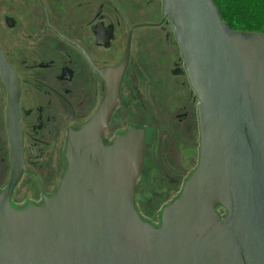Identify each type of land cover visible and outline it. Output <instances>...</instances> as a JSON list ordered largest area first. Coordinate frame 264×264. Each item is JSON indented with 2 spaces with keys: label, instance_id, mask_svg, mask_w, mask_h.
<instances>
[{
  "label": "water",
  "instance_id": "95a60500",
  "mask_svg": "<svg viewBox=\"0 0 264 264\" xmlns=\"http://www.w3.org/2000/svg\"><path fill=\"white\" fill-rule=\"evenodd\" d=\"M162 21L199 100L201 145L160 226L136 208L145 134L130 130L105 144L109 102L70 131L56 194L41 205L10 204L25 166L21 89L0 49L11 148L0 264H264V33L233 29L214 0H163Z\"/></svg>",
  "mask_w": 264,
  "mask_h": 264
},
{
  "label": "flooded vegetation",
  "instance_id": "af4514ba",
  "mask_svg": "<svg viewBox=\"0 0 264 264\" xmlns=\"http://www.w3.org/2000/svg\"><path fill=\"white\" fill-rule=\"evenodd\" d=\"M1 1L0 49L20 84L19 118L25 164L10 204L15 208L41 205L56 194L65 170L70 131L91 120L108 102L112 110L103 133L105 144L130 130L145 134L144 164L136 190L142 179L147 180L145 183L151 189V168L155 166V159L151 165V147L164 127L165 132L175 129V137L169 136L172 147L168 142L165 145L170 158L174 160L176 154L169 150L176 151L180 146L182 160L188 166L180 173L163 174L159 169L164 177L156 178L182 191L199 163V100L190 84L179 43L176 38H169V32L166 31L165 39L169 46L161 50L162 56L167 51L172 55L171 68L165 77L157 74L159 66L151 62V39L145 36L144 29L169 25L162 20L151 22V0L146 1V8L138 0ZM144 10L148 13L147 20H137ZM159 46L162 48L161 43ZM168 66L165 63L162 70ZM0 80L6 94V138L4 144L0 143V151L4 153L1 161L8 157L10 170L9 181L0 190L1 194L11 178V148L6 120L9 87L1 76ZM171 82H179L177 89L185 91L187 102L175 103L172 107L175 121L171 120V126L168 121L166 126L162 123V113H156L160 103L155 89L167 88ZM52 150L60 155L56 182L53 175L46 178L42 173L50 162ZM22 181L33 188L36 182L38 188L33 198L20 203L16 195ZM148 204L151 205V199Z\"/></svg>",
  "mask_w": 264,
  "mask_h": 264
},
{
  "label": "rangeland",
  "instance_id": "374dc122",
  "mask_svg": "<svg viewBox=\"0 0 264 264\" xmlns=\"http://www.w3.org/2000/svg\"><path fill=\"white\" fill-rule=\"evenodd\" d=\"M147 0H138V2L144 7L147 5ZM2 1L0 0V10H1ZM162 7H163V0H151V22L154 23H160L162 20ZM146 8V7H145ZM137 20H147L146 15L147 12L140 11ZM165 26V28H164ZM151 30H145V36L147 38L151 39V62L153 64H156L158 69L156 70L157 74L161 77H165L166 73L171 68V63L169 61L172 60V55H170L167 51L165 55H161V50L165 49L166 45L169 46V42H167L166 39V31L170 33L169 38L173 40L175 38L174 32L170 25H163V27H157V26H151ZM233 29H239L240 28H233ZM165 30V31H164ZM248 32H259L257 31H249L244 30ZM261 33V32H260ZM160 43L162 44V48H160ZM165 47V48H163ZM170 63L167 69H163L164 64ZM162 71V72H161ZM3 83L0 80V143L4 144L5 138H6V132L4 128V109H5V99L6 94L4 89L2 88ZM181 87V85H180ZM179 88V82H171L167 88L162 87V89H155L156 91V98L158 99L160 105H157V114L160 112L162 113V123H164L166 126H171L173 122L171 120H174L173 113L175 111L173 110V106H175V103L178 101L181 103L187 102V96L185 94V91ZM161 109L159 110V108ZM168 121H170L169 125H167ZM175 121V120H174ZM166 122V123H165ZM175 129L170 128L169 131L164 130V127L162 129L160 128L159 134L156 136V141L154 147H151V165L152 162L155 159V166L151 168V189L148 188V183H145L147 180L142 179L140 184L137 187V190L135 191V200H136V208L140 215L143 217L144 220L152 223L155 226H160L161 224V213L167 205H169L176 197L180 195L181 189L171 188L169 184H166V180L160 179L158 180L156 177H164V172H181L182 170H185V168L188 166L183 162L182 160V154L183 149L180 150L178 146V150L173 151L172 149L169 150L173 153H175V159L172 160L170 158V155L168 154L167 142L172 147L171 142L173 140H169V136H174L175 132H173ZM167 136H165V134ZM175 137V136H174ZM177 138V137H176ZM111 139V138H110ZM60 144V143H58ZM6 145V144H5ZM4 156V153L0 151V190H2L6 184L9 181L10 176V170L8 167V157L6 158L5 162H2V157ZM48 162L49 164L42 169L43 175H45L46 178L51 177L53 175V181L56 182L57 177L59 176L60 172L59 169L57 170V167H59L60 163V155L59 153H55V151H49V157ZM163 168V169H162ZM163 171V174L159 173ZM191 166L189 167L190 172ZM178 173V174H179ZM62 174V173H61ZM36 188L30 187L28 184L24 183L23 181L18 186L17 190L18 193L16 195L17 202H24L34 197V191L38 188V184L35 182ZM151 199V205L150 203ZM149 201V202H148ZM221 216L225 215V211L221 210L219 211Z\"/></svg>",
  "mask_w": 264,
  "mask_h": 264
},
{
  "label": "trees",
  "instance_id": "16d2710c",
  "mask_svg": "<svg viewBox=\"0 0 264 264\" xmlns=\"http://www.w3.org/2000/svg\"><path fill=\"white\" fill-rule=\"evenodd\" d=\"M232 27L264 33V0H214Z\"/></svg>",
  "mask_w": 264,
  "mask_h": 264
}]
</instances>
